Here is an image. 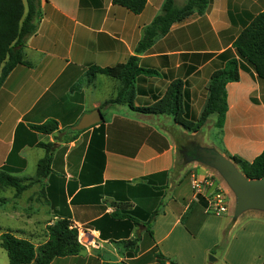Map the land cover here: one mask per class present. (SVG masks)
I'll list each match as a JSON object with an SVG mask.
<instances>
[{
	"label": "crops",
	"instance_id": "crops-1",
	"mask_svg": "<svg viewBox=\"0 0 264 264\" xmlns=\"http://www.w3.org/2000/svg\"><path fill=\"white\" fill-rule=\"evenodd\" d=\"M185 1L175 0L178 7ZM164 2L147 0L134 15L112 0H41L25 64L0 88V171L28 185L19 196L0 187V211L27 220L17 238L36 247L64 218L83 236L81 254L51 264H156L157 256L166 264H264V210L237 215L230 198L227 213L210 214L204 200L196 199L191 180L208 176L203 159L189 158V139L198 133L172 116L106 105L121 82L90 76L93 67H113L134 56ZM263 11L264 0H213L204 16L173 27L139 56L140 65L158 75L138 77L135 106L152 105L181 80L186 110L198 118L211 75L227 65L220 56L231 50L237 57L236 30ZM227 95L222 140L213 137L208 146L227 159L230 154L252 162L264 151V80L242 62L240 81L227 85ZM105 107V123L75 136L64 131ZM51 120L59 124L55 133L34 129ZM41 143L53 144L52 163L49 175L34 182L46 155ZM214 184L203 186L201 195L217 189Z\"/></svg>",
	"mask_w": 264,
	"mask_h": 264
},
{
	"label": "trees",
	"instance_id": "trees-1",
	"mask_svg": "<svg viewBox=\"0 0 264 264\" xmlns=\"http://www.w3.org/2000/svg\"><path fill=\"white\" fill-rule=\"evenodd\" d=\"M41 0H0V88L7 77L19 65L25 64V47L30 37L38 30L41 16ZM113 5L122 7L140 15L146 8L147 0H112ZM212 0H187L178 7L175 0H165L160 14L143 31L135 55L124 64L113 67H93L90 76L105 75L121 82L116 98L106 105H124L131 110L146 115L172 116L176 124L190 133H199L209 118L217 116L216 127L223 129L228 111L227 85L240 81V67L245 62L253 68L258 78L264 80V11L251 19L235 39L231 50L223 53L227 65L211 75L207 86V99L196 120H190L186 114L184 83L173 81L161 99L146 107H136V81L141 75L155 76L158 72L144 69L140 65V55L148 52L155 43L166 37L175 26H182L197 17L204 16ZM34 129L42 134L51 135L59 130L55 120ZM46 150V155L38 164L37 177L26 179L37 182L47 177L52 163L53 144H39ZM228 158L237 164L248 179L264 178V151L254 161H246L238 156L228 154ZM20 178L14 177L4 170L0 171V187L14 188L16 195H21L28 185H23ZM203 201V198H200ZM153 220V217L151 218ZM151 235L153 233L151 232ZM79 231L72 222L60 219L48 228V241L36 247L30 241L17 238L11 232L3 233L0 246L8 255L9 264H51L56 258L77 256L84 251L80 244Z\"/></svg>",
	"mask_w": 264,
	"mask_h": 264
},
{
	"label": "rangeland",
	"instance_id": "rangeland-1",
	"mask_svg": "<svg viewBox=\"0 0 264 264\" xmlns=\"http://www.w3.org/2000/svg\"><path fill=\"white\" fill-rule=\"evenodd\" d=\"M24 3L26 4V0H24ZM243 29H244V27L238 28V30H236L237 34L241 33V31ZM101 110L104 113L106 119L107 120L110 119V113H109L110 111L107 110L106 107L102 108ZM191 111L192 110L189 109V107H188L186 110L187 117L190 120H196L197 119L196 115H198V114H196V112L192 113ZM216 122H217V116L216 115L211 116L209 121L206 123L204 128L198 133V135L196 137H191L189 139L190 146H192V151H191V154L189 155V158L190 159L201 158L204 160V162H205L204 167L206 168V170L208 172V176L206 178L208 180H210V182L212 184L215 183L214 185L217 187V189H215V190L222 191V193L225 194L226 199H227L226 200L227 204L229 203L228 201L231 198L234 200L233 201L234 207L237 208L238 197H237L235 191L233 190V188L229 184L226 177L215 166H213L209 160H207V159H210L211 154L217 153L216 148L208 146V145H210V141L213 140V137L216 138L217 140H219V142L222 140V130L223 129L217 128ZM64 131L67 132L66 134H70L73 136L79 134V132L72 131L71 128H67ZM180 157H181V159H184V156H180ZM206 160H207V163H206ZM234 167H235L236 171L242 173L237 164H235ZM34 171H35V168L30 170L31 174L34 173ZM194 179L191 180V187H192L193 193L195 194L196 191L193 189V184H194L193 180ZM216 182L219 183L220 185H216L217 184ZM200 198L201 199L203 198L205 205H207L205 198L202 195H197L198 201H200ZM27 225H28L27 220L19 219V218H12L8 212L4 213V212L0 211V233L12 232L13 235H16V237H19L21 235L18 234L17 231L27 228ZM2 228H5V230H1ZM129 243H132V242L129 241ZM132 244L136 245L135 242H133ZM220 251L222 252V249L218 250V252H220ZM155 263L156 264H166L167 262H165V260H162V258L160 256H157ZM0 264H9L8 255H7L6 251L1 248V246H0ZM170 264H174V263L170 262Z\"/></svg>",
	"mask_w": 264,
	"mask_h": 264
},
{
	"label": "water",
	"instance_id": "water-1",
	"mask_svg": "<svg viewBox=\"0 0 264 264\" xmlns=\"http://www.w3.org/2000/svg\"><path fill=\"white\" fill-rule=\"evenodd\" d=\"M102 123H105L103 112L101 109H95L84 114L71 130L82 132ZM207 160L226 177L235 191L238 197L237 215L250 208L264 210V178L248 179L243 173L236 171L233 161L223 157L218 152L211 154L210 159ZM209 260L214 261L215 258L210 257Z\"/></svg>",
	"mask_w": 264,
	"mask_h": 264
},
{
	"label": "built area",
	"instance_id": "built-area-1",
	"mask_svg": "<svg viewBox=\"0 0 264 264\" xmlns=\"http://www.w3.org/2000/svg\"><path fill=\"white\" fill-rule=\"evenodd\" d=\"M193 189L196 191L195 196L201 195L203 192V186H212V183L207 178L202 181L195 178L193 180ZM207 202L206 212L210 214L223 215L228 212V204L226 202V196L222 191L214 190L213 192L205 195ZM82 233H79L78 239L82 243Z\"/></svg>",
	"mask_w": 264,
	"mask_h": 264
}]
</instances>
